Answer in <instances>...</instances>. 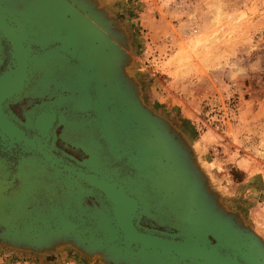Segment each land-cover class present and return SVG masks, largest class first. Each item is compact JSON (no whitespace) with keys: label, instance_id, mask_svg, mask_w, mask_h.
<instances>
[{"label":"water","instance_id":"1","mask_svg":"<svg viewBox=\"0 0 264 264\" xmlns=\"http://www.w3.org/2000/svg\"><path fill=\"white\" fill-rule=\"evenodd\" d=\"M94 0H0V244L100 264H264L125 71Z\"/></svg>","mask_w":264,"mask_h":264},{"label":"rangeland","instance_id":"2","mask_svg":"<svg viewBox=\"0 0 264 264\" xmlns=\"http://www.w3.org/2000/svg\"><path fill=\"white\" fill-rule=\"evenodd\" d=\"M124 33L143 104L190 149L209 190L264 242V0H94ZM0 264H100L0 244Z\"/></svg>","mask_w":264,"mask_h":264}]
</instances>
